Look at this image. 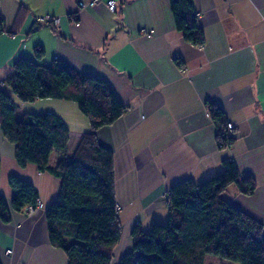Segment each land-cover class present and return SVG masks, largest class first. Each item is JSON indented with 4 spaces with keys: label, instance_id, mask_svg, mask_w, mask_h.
I'll list each match as a JSON object with an SVG mask.
<instances>
[{
    "label": "crops",
    "instance_id": "1",
    "mask_svg": "<svg viewBox=\"0 0 264 264\" xmlns=\"http://www.w3.org/2000/svg\"><path fill=\"white\" fill-rule=\"evenodd\" d=\"M108 1L90 6L91 0H0L7 31L19 10L27 9L15 34L0 35V86L11 92L8 76L19 57L45 65L63 59L82 73L108 80L128 108L98 132L99 142L115 154L123 232L113 264L133 249L135 226L149 230L169 219L167 192L172 186L217 175L228 159L243 175H253L257 187L247 196L232 184L225 198L264 223V0H195L205 32L202 46L187 42L176 29L170 0H116L113 12ZM48 18L56 22L45 23ZM38 47L44 50L42 58L35 55ZM209 103L223 110L224 122L212 119ZM43 108L30 112L59 114L70 129L72 154L90 121L77 114L71 122L64 112ZM227 122L235 125L233 138L220 147L219 130H226ZM15 150L0 125V193L11 199L16 191L9 177L16 175L38 189L44 207L32 213L13 210L0 219V260L68 264L66 253L50 243L46 220L61 179L34 164L20 167ZM58 160L52 154L50 166ZM207 260L205 264H237Z\"/></svg>",
    "mask_w": 264,
    "mask_h": 264
},
{
    "label": "trees",
    "instance_id": "2",
    "mask_svg": "<svg viewBox=\"0 0 264 264\" xmlns=\"http://www.w3.org/2000/svg\"><path fill=\"white\" fill-rule=\"evenodd\" d=\"M194 4L195 0H170L176 29L187 42L202 46L205 32L199 27ZM26 13L22 7L8 31L0 14V35L15 34ZM43 53L38 47L35 55L42 58ZM12 69L11 92L0 86L2 133L16 146L20 167L34 164L61 179L57 200L46 208L50 243L66 253L68 264H113V250L123 232L115 196V154L99 142L98 132L118 121L128 108L108 80L82 73L63 59L45 65L19 57ZM13 95L25 103L51 98L75 102L90 121V130L69 154L67 122L55 112H24L18 119L19 104ZM208 111L214 121L224 122L219 106L209 103ZM218 136L220 141L233 138L222 129ZM53 153L59 160L50 166ZM222 170L202 182L186 179L172 186L167 192L170 217L166 224L155 222L149 230L135 226L133 249L119 264H205L211 255L231 263L264 264V223L225 198L232 184L240 193L252 195L257 180L243 175L232 159L223 161ZM9 179L16 192L11 199L0 193L3 220L13 210L21 212L40 202L34 185L16 175Z\"/></svg>",
    "mask_w": 264,
    "mask_h": 264
},
{
    "label": "rangeland",
    "instance_id": "3",
    "mask_svg": "<svg viewBox=\"0 0 264 264\" xmlns=\"http://www.w3.org/2000/svg\"><path fill=\"white\" fill-rule=\"evenodd\" d=\"M13 98L15 100V102L19 105H22V106H19V107H16V113H17V118L20 119L22 118V115L24 114V112H29L30 111H41L42 109H44L43 107L48 108V109H56L57 111H61V112H64V116L65 118H67L69 121L71 122H74V120L77 118V114L78 116H83L84 118L86 117V115H83V113L81 112V110H79L78 106L73 102V105L71 104V102H64V100H61V101H58L56 99H51L50 102H47L49 100L47 99H40V100H37L35 102H29V103H25V102H22L20 101L19 99L16 98L15 95H13ZM58 103L60 104L59 106H50L49 104L51 103ZM66 101V100H65ZM61 102V103H59ZM47 103V104H46ZM63 103V105H62ZM67 103V104H66ZM23 104H25L23 106ZM67 106H66V105ZM62 105V106H61ZM65 105V106H64ZM33 113H36V112H33ZM55 154V153H53ZM164 224H166V222L168 221V217L166 219H164ZM208 260H207V263H219V261H227L225 259H221V258H218V257H215V256H207ZM215 259V261H213V259Z\"/></svg>",
    "mask_w": 264,
    "mask_h": 264
},
{
    "label": "built area",
    "instance_id": "4",
    "mask_svg": "<svg viewBox=\"0 0 264 264\" xmlns=\"http://www.w3.org/2000/svg\"><path fill=\"white\" fill-rule=\"evenodd\" d=\"M99 3H100V0H91V2L89 4H90V6L91 5L94 6V5H98ZM80 5H81V7H84L85 6V3H80ZM107 6H108L109 10H111L112 12L115 11V8H116V0H110V1H108L107 2ZM44 22L45 23H49V22L55 23L56 20H54V22H53L50 18H48V19H45ZM234 129H235V125H233L232 122H228L227 129H226L227 130V134H231L234 131ZM230 142H231V139L229 137L228 140H225V141L221 140L219 142V146L220 147L226 146ZM37 207L43 208L44 207L43 206V203L39 202ZM37 207H34L33 208L32 206H29L27 209H28V211H30L32 213V212H34V210Z\"/></svg>",
    "mask_w": 264,
    "mask_h": 264
}]
</instances>
